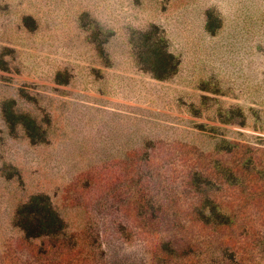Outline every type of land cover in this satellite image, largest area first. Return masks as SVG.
I'll use <instances>...</instances> for the list:
<instances>
[{"label":"rangeland","instance_id":"obj_1","mask_svg":"<svg viewBox=\"0 0 264 264\" xmlns=\"http://www.w3.org/2000/svg\"><path fill=\"white\" fill-rule=\"evenodd\" d=\"M38 194L61 234L17 226ZM0 264H264V0H0Z\"/></svg>","mask_w":264,"mask_h":264},{"label":"trees","instance_id":"obj_2","mask_svg":"<svg viewBox=\"0 0 264 264\" xmlns=\"http://www.w3.org/2000/svg\"><path fill=\"white\" fill-rule=\"evenodd\" d=\"M135 41L139 46L138 56L143 70L150 72L158 80H167L178 72L180 62L168 50L165 38L157 26L135 34ZM3 112L12 131L22 125L34 143L45 140V133L36 121L27 114L15 111L13 102L6 103ZM17 226L28 239H34L61 234L66 228V222L50 197L38 194L19 207Z\"/></svg>","mask_w":264,"mask_h":264}]
</instances>
